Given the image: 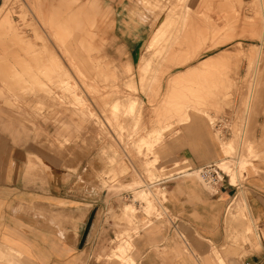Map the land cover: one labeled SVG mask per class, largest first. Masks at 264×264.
Listing matches in <instances>:
<instances>
[{
	"label": "rangeland",
	"instance_id": "374dc122",
	"mask_svg": "<svg viewBox=\"0 0 264 264\" xmlns=\"http://www.w3.org/2000/svg\"><path fill=\"white\" fill-rule=\"evenodd\" d=\"M38 1L0 0V11L7 13L14 25V29H5L0 34L8 43L5 55L0 49L4 55L0 59L1 86L15 96L14 103L5 101L16 112L10 118L21 127L33 126L41 120L71 131L74 124L80 130L75 140L50 136L47 140L51 152L78 164L82 158L78 160L77 152L84 151L78 149L77 142L91 141L85 149L86 160L79 169L78 164L69 165V170L76 175H94L97 188L107 191L109 199L123 201L122 206L129 213L124 219L117 217L127 226L123 235L140 225L168 222L169 213L161 205L166 190L159 187L166 185L167 189L173 173L191 165L185 161L170 164L163 158V149L167 138L189 119V114L190 121L186 123L193 125L202 120L223 149L224 157L211 164L233 176L232 184L243 181L251 160L259 157L251 142L253 106L248 109V104L253 101L246 97L252 88V82L248 81L254 75L256 61L260 64L264 61L260 0H252L251 4L242 0H200L195 5H190L189 0H129L134 17L146 16L150 21L166 14L158 20L146 45L143 54L148 59H143L140 77L136 67H132V74L126 72V66L117 65L116 71L115 63L104 57L100 42L87 35L84 29L87 25H82V20L79 23H67L65 17L59 20L65 10L57 5L58 0H42L43 13H38L41 8ZM52 7L57 21L56 17L45 19ZM247 8L253 12L251 19L245 13ZM26 29L31 31L30 36L25 35ZM78 30L85 35L73 34ZM188 34L191 40L185 43ZM81 39L87 40L84 45H80ZM249 49L248 54L241 52ZM222 50L237 53H232L234 57L229 60L211 63V57L199 63ZM188 54L191 64L198 65L183 79L172 78L167 84L164 78V83H160L173 68L172 59ZM234 59L237 61L232 62ZM221 62L229 65L216 67ZM217 73L220 75L215 79ZM242 75L244 78L238 82ZM237 93L241 97L244 94V98L233 115V97ZM117 99L132 102L133 107L113 110L112 104ZM73 119L76 122L71 123ZM95 150L96 157L92 158L90 154ZM182 175H191L211 189L200 180L194 167L184 170ZM157 179L166 182L159 185ZM125 194L132 195L133 200L123 199ZM135 200L139 202L137 208ZM242 208L236 207L234 212V207H229L226 223L232 245L239 250L237 255L245 256L259 250L261 245ZM235 224L242 225V233H237ZM125 248L121 254L126 253ZM3 256L0 264L19 261V255L13 251L7 254L11 261Z\"/></svg>",
	"mask_w": 264,
	"mask_h": 264
},
{
	"label": "crops",
	"instance_id": "0c3cea01",
	"mask_svg": "<svg viewBox=\"0 0 264 264\" xmlns=\"http://www.w3.org/2000/svg\"><path fill=\"white\" fill-rule=\"evenodd\" d=\"M80 1L86 2L88 10L84 29L87 35L95 36V42H100L104 57L115 63L116 71L117 65L126 66V72L132 74V67H136L139 75L143 59H148L143 53L147 51L149 38L158 20L166 14L149 21L146 16H133L129 0ZM199 1L189 0V3L195 5ZM242 1L252 3V0ZM260 3L264 21V0ZM245 13L249 19L253 17L251 8L245 9ZM5 29L12 30L14 25L9 15L0 11V34ZM24 32L31 35L28 29ZM73 34L85 35L79 30ZM190 40L188 34L185 43ZM0 41L5 55L8 43L1 37ZM250 49L241 52L247 54ZM4 55L0 54V59ZM190 56L174 57L173 68L160 83H164V78L167 84L172 78L183 79L191 72L198 64L193 66L192 58L187 59ZM225 65L229 64L221 62L216 67ZM243 78L239 76L238 82ZM248 82H252V88L246 99L253 101L248 104V108L253 106L251 142L259 157L251 160L243 181L232 184L229 176L215 191L203 187L195 178L175 177L167 186L165 201L172 220L140 225L125 236L126 224L113 217L123 207V201L109 199L107 191L97 188L94 175L72 173L69 165L74 166L78 161H69L49 150L48 136L73 141L79 137L80 130L74 124L67 131L65 126H53L41 120L33 126H17L10 118L16 112L5 102L14 103V93L6 92L0 81V257L4 255V259L11 261L7 254L13 251L19 255V261L13 260V264H264V61L262 64L256 61L254 75ZM243 96L237 93L233 97V115ZM188 121L190 114L167 138L163 158L171 161L170 164L185 161L198 169L224 157L208 126L202 120L193 125ZM90 144L91 141L77 142L78 149L84 151L77 152L78 160L82 158L78 169L86 160L85 149ZM96 154L95 150L90 155L95 158ZM232 206L234 212L236 207H243L261 245L254 252H249L246 246L249 253L245 256L237 255L239 250L232 245L226 223V212ZM235 228L238 234L242 233V225L235 224ZM121 247H126V253L121 254Z\"/></svg>",
	"mask_w": 264,
	"mask_h": 264
},
{
	"label": "bare ground",
	"instance_id": "6f19581e",
	"mask_svg": "<svg viewBox=\"0 0 264 264\" xmlns=\"http://www.w3.org/2000/svg\"><path fill=\"white\" fill-rule=\"evenodd\" d=\"M39 4L41 5V8H40V11H38V13H43V8H42V0H39L38 1ZM44 2V1H43ZM47 5V4H46ZM61 9H64L65 10V16L63 15L61 18H59V20L63 19L65 17V22L67 23H70V22H76V23H79V20H82V22L85 21V24H82V25H87V16H88V10H87V4L86 2L84 3H81L80 0H58V4H57ZM91 16H93L91 14ZM90 16V18H91ZM51 17H56V21L58 20V17L55 15V12H54V9L52 7L51 11L49 12V14L47 16H45V19H48V18H51ZM64 21V20H62ZM191 23L193 21H190ZM198 22V21H197ZM264 23V21H263ZM80 25V24H78ZM93 26V24H92ZM160 27V26H158ZM53 29V27H51ZM150 39V38H149ZM211 39V38H210ZM86 39H81L80 40V45H84V43H86ZM218 41V40H217ZM2 42V41H0ZM4 42V41H3ZM149 42V41H148ZM216 43V42H214ZM214 45V44H212ZM218 46V44H217ZM214 47V46H213ZM27 48V47H26ZM205 50H208V49H205ZM260 51V50H258ZM67 52L69 53V51L67 50ZM221 53V52H220ZM248 54V53H247ZM260 54V52H259ZM71 55V54H70ZM73 56V55H72ZM232 53H221L215 57H213L212 59H210L211 63H214V62H217V61H223V60H229V59H232ZM260 57V56H259ZM191 58V57H188V59ZM209 61V60H208ZM205 63V62H204ZM207 65L210 64V62H206ZM258 66V65H257ZM257 70V69H256ZM115 72V71H114ZM112 107H113V110H116V111H119L121 109H123V107L125 108H132L133 105H132V102H128L125 100V102L123 100H120V99H117L115 102H113L112 104ZM249 109V108H248ZM247 119V118H246ZM245 129V128H244ZM245 132V131H244ZM243 138V137H242ZM244 139V138H243ZM227 148H231V147H227ZM242 148V147H241ZM186 177H191V175H185ZM231 178H233V176H231ZM160 179H157V181H159ZM236 184V182L234 183ZM166 190V189H165ZM167 190L165 191L164 195H162V197L164 198L162 200V209H167L166 206L163 204V202L166 201V196H167ZM150 199V198H149ZM152 201V200H151ZM119 208V207H118ZM154 209V208H153ZM152 211V210H151ZM165 211V210H164ZM133 213V212H132ZM129 213L127 212L126 208H121L120 210L114 212L113 214V217L117 218V217H120L121 219H124L125 217H128ZM162 217V215L160 214L159 215V219ZM126 249V248H125ZM124 247H121L119 249L120 252H124Z\"/></svg>",
	"mask_w": 264,
	"mask_h": 264
},
{
	"label": "built area",
	"instance_id": "2783aa9c",
	"mask_svg": "<svg viewBox=\"0 0 264 264\" xmlns=\"http://www.w3.org/2000/svg\"><path fill=\"white\" fill-rule=\"evenodd\" d=\"M173 167L174 166H172V168ZM191 168H192L191 166H188L184 169L174 172L173 174L175 175L173 176V178L183 176L182 173L184 172V170L189 171L191 170ZM196 171L198 172V176L200 180L204 182L208 187H210L211 190H215V191L221 186L225 178L227 177L229 178L228 174L224 173L222 169H220L217 165H214V164H208V165L202 166L196 169ZM164 182L166 181H160L159 185L163 184ZM159 188L162 190H165L166 185H161V187ZM124 199L131 201L133 200V197L130 194H125ZM134 202L139 205L138 201L135 200ZM163 204L165 205V202H163ZM171 220L172 218L170 217V215H168V221H171ZM242 264H247V263H242Z\"/></svg>",
	"mask_w": 264,
	"mask_h": 264
},
{
	"label": "water",
	"instance_id": "95a60500",
	"mask_svg": "<svg viewBox=\"0 0 264 264\" xmlns=\"http://www.w3.org/2000/svg\"><path fill=\"white\" fill-rule=\"evenodd\" d=\"M88 228V227H87Z\"/></svg>",
	"mask_w": 264,
	"mask_h": 264
}]
</instances>
